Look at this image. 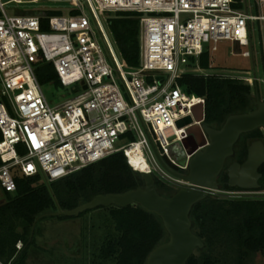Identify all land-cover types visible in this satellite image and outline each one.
I'll list each match as a JSON object with an SVG mask.
<instances>
[{
	"label": "built area",
	"instance_id": "1",
	"mask_svg": "<svg viewBox=\"0 0 264 264\" xmlns=\"http://www.w3.org/2000/svg\"><path fill=\"white\" fill-rule=\"evenodd\" d=\"M37 1L0 0V189L14 193L17 176L53 182L117 152L137 173L186 186L160 166L151 146L177 173L186 172L190 156L182 141L201 125L195 106L205 118V100L187 94L177 79L190 65L200 69L199 56L215 52L219 41L251 57L241 48H252L254 33L263 44L264 0H68L61 15L47 16L61 9L6 13V6ZM116 11L140 14L136 67L119 62L100 22ZM39 64L52 65L60 87L71 89L68 98L47 101L35 75ZM255 83L264 79L254 70L249 84Z\"/></svg>",
	"mask_w": 264,
	"mask_h": 264
},
{
	"label": "trees",
	"instance_id": "2",
	"mask_svg": "<svg viewBox=\"0 0 264 264\" xmlns=\"http://www.w3.org/2000/svg\"><path fill=\"white\" fill-rule=\"evenodd\" d=\"M61 14L60 11L47 12V16ZM139 17L137 12L116 11L107 19L119 54L131 68L139 61ZM209 60L210 54L202 53L198 59L199 67L207 69ZM35 75L40 85L60 86L50 64H39ZM177 82L187 94L204 98L205 123L209 126L220 127L229 115L254 109L252 89L238 79L184 73ZM255 138L263 139L259 129L241 135L234 145V156L229 160L241 163L246 157L248 141ZM259 173L260 186L255 192L264 191V164ZM40 180L39 175L15 177L16 191L5 193L0 202L2 264H25L26 248L33 243L40 219L49 216L59 220L74 218L49 215L57 207L70 210L97 195L122 194L143 186L139 174L127 164L122 152L56 181L39 183ZM154 180L159 194L169 197L175 192L172 187ZM218 183L220 190L241 191L227 185L226 164L218 176ZM96 209L108 211V220L114 228L100 245L98 257L103 260H114L115 264H145L149 252L168 239L161 219L138 205L99 206ZM189 217L191 229L202 240L203 248L196 249L186 264H253L256 255L264 254L263 198L232 199L209 194L193 206ZM18 243L22 244L20 248H17Z\"/></svg>",
	"mask_w": 264,
	"mask_h": 264
},
{
	"label": "water",
	"instance_id": "3",
	"mask_svg": "<svg viewBox=\"0 0 264 264\" xmlns=\"http://www.w3.org/2000/svg\"><path fill=\"white\" fill-rule=\"evenodd\" d=\"M68 2V0H51ZM251 64L254 73L252 48ZM254 109L246 113L229 115L218 129L205 123L202 106L194 107V118L201 125L194 124L188 129L189 136L182 141L184 152L190 156L184 174L177 173L178 168L168 159L160 157L151 143L152 151L160 166L174 177L186 182L172 195L165 197L155 188L151 174L138 173L143 186L122 194L97 195L90 201L81 203L73 209L61 210L57 207L52 216L74 217L86 210L99 206L126 207L138 205L143 210L156 214L162 221L168 235L167 241L151 250L145 264H186L196 249L203 248L202 240L192 231L190 212L193 206L205 199L212 191L219 189L218 176L225 161L233 155L234 145L243 134L264 129V100L260 99L257 84H254ZM185 122L191 123L189 118ZM184 157V154H181ZM264 164V142L252 141L246 150L242 163L232 162L226 167L227 185L244 191L259 188L261 174L259 168Z\"/></svg>",
	"mask_w": 264,
	"mask_h": 264
},
{
	"label": "rangeland",
	"instance_id": "4",
	"mask_svg": "<svg viewBox=\"0 0 264 264\" xmlns=\"http://www.w3.org/2000/svg\"><path fill=\"white\" fill-rule=\"evenodd\" d=\"M6 6V13L14 15L16 12H30L37 10H56L61 9L62 14L67 12L70 7L68 2L38 0L35 3H26L19 7ZM8 7V8H7ZM87 17L92 22L91 16L85 7ZM114 12H105L99 18L106 34L107 39L113 48L119 62L124 64L122 57L114 43L113 37L107 25V19ZM93 28L96 31L94 23ZM97 33V31H96ZM98 34V33H97ZM264 38V36H263ZM261 37L254 33L252 36V51L255 64V73L257 78L264 79V41L261 44ZM99 43L106 55L109 63L106 48L99 37ZM249 51L250 46L241 48V52ZM198 69L195 65H190L186 68L185 73H193L197 75H218L227 78H238L244 84H247L252 89L253 97L254 85L249 84V77L253 74L251 57L244 58L240 55V49L235 47L232 42L219 41L216 44V51L210 54L209 67L207 69ZM233 79V78H232ZM120 83V81L118 80ZM121 85V84H120ZM42 92L47 101L56 105L70 96L71 89L55 86L50 83L41 85ZM258 94L260 99L264 100V84H257ZM262 141L264 142V129H260ZM124 143L120 139L121 145ZM177 159L183 162V157L177 154ZM232 160L226 162V167ZM42 178L39 183L44 182ZM46 182V181H45ZM175 191L178 188L172 187ZM7 193L0 189V202L4 200V194ZM212 195L222 198L244 199V198H263V195L256 192H246L243 195H235L231 192L223 190H215ZM264 199V198H263ZM108 211L104 209H93L81 216L74 218L59 220L53 217H46L39 220L33 235V243L26 248L27 258L25 264H115L114 260H103L99 256V248L105 240L107 234L114 228L108 220ZM21 243L17 244V248L21 247ZM95 255V256H94ZM0 264H2L0 262ZM253 264H264V254H258L253 259Z\"/></svg>",
	"mask_w": 264,
	"mask_h": 264
},
{
	"label": "flooded vegetation",
	"instance_id": "5",
	"mask_svg": "<svg viewBox=\"0 0 264 264\" xmlns=\"http://www.w3.org/2000/svg\"><path fill=\"white\" fill-rule=\"evenodd\" d=\"M211 127L214 128V129H218V128H220V127H216V126H211ZM259 130H260V129H259ZM240 137H241V136H240ZM240 137H239V138H240ZM254 140H261V139H260V138L251 139V140L248 141V142H249L248 145H249L252 141H254ZM233 156H234V152H233V155H232L230 158H232ZM230 158H228V159L225 161V164H226L227 161H229ZM245 158H246V157H245ZM244 160H245V159H244ZM244 160H243V161H244ZM243 161H242V162H243ZM232 162H237V161H231L230 164H231ZM242 162H241V163H242Z\"/></svg>",
	"mask_w": 264,
	"mask_h": 264
}]
</instances>
